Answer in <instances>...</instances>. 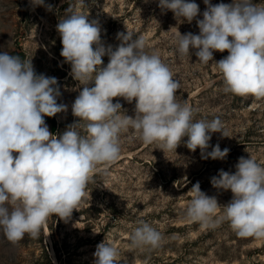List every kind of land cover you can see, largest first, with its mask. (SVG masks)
I'll return each instance as SVG.
<instances>
[{"label": "clouds", "instance_id": "9594fccd", "mask_svg": "<svg viewBox=\"0 0 264 264\" xmlns=\"http://www.w3.org/2000/svg\"><path fill=\"white\" fill-rule=\"evenodd\" d=\"M31 2L44 5V0ZM203 2L206 8L197 19L201 15L197 3L159 0L161 10L173 12L176 19L196 20L199 34L179 33L174 38L177 52L190 55L194 50L198 62L208 64L214 52L227 51L226 57L213 61L226 85L224 91L264 97V6L252 0ZM56 30L60 55L71 65L73 79L83 85L72 104V114L79 119L59 137L44 119L67 111V105L57 103L61 95L57 78L37 74L32 59L0 52V230L12 243L25 234L38 239L50 216L69 219L97 165L118 158L120 134L129 128L143 143H158L164 152L176 151L184 137L185 146L192 152L199 148L203 159L224 160L230 151L221 150L219 144L207 151L212 133L225 136L222 121L216 117L193 122V109L176 98L180 82L159 55L145 51L142 36L119 32V45L105 47L98 21L69 8ZM105 55L109 63L100 68ZM90 82L94 86L89 87ZM116 97L128 103L135 100L134 117L124 113L119 101L113 103ZM235 169L234 173L221 169L210 180L217 190L232 192L226 205L196 182L185 215L204 228L227 221L241 238H264V166L242 156ZM162 239L143 221L130 237L133 247L157 248ZM118 255L115 246L101 242L94 264H120Z\"/></svg>", "mask_w": 264, "mask_h": 264}, {"label": "rangeland", "instance_id": "374dc122", "mask_svg": "<svg viewBox=\"0 0 264 264\" xmlns=\"http://www.w3.org/2000/svg\"><path fill=\"white\" fill-rule=\"evenodd\" d=\"M189 2L199 5L201 15L197 19H202L206 8L203 0ZM221 2L232 0H211L214 5ZM252 2L264 6V0ZM158 3L159 0H44L40 6L31 0H0V52L32 59L37 74L57 78L61 93L57 103L67 105V111L54 116L55 131L50 129L49 117L44 119L49 131L59 137L79 119L72 114V104L83 88L73 79L71 65L60 55L62 43L56 26L66 10L98 21L105 47L112 45L115 49L119 45V32L142 36L145 51L159 55L180 82L176 98L193 109V122L216 117L222 121L226 137L212 133L207 151L219 144L221 150L228 148L229 154L224 160L203 159L199 148L192 152L185 146L187 137L182 138L176 151L164 152L158 143H143L129 128L120 134L118 158L97 165L84 197L69 219L50 216L38 239L25 234L16 243L8 241L0 230V264H94V252L101 242L118 249L120 264H264V238H241L227 221L215 228H204L185 215L192 198L190 189L196 182L223 206L233 194L211 185V178L218 176L219 170L234 173L242 156L264 166V97L224 91L226 85L213 61L226 57L227 51L214 52L208 64L198 62L194 50L190 55H180L174 38L179 33L199 34L196 20L188 23L176 19L173 12L162 11ZM102 61L100 68L107 66L109 57L103 56ZM117 101L126 115L135 116V100L128 103L122 97L113 98V103ZM77 130L84 134L82 129ZM222 212V208L218 209V213ZM142 221L161 233L159 247L131 245V234Z\"/></svg>", "mask_w": 264, "mask_h": 264}, {"label": "trees", "instance_id": "16d2710c", "mask_svg": "<svg viewBox=\"0 0 264 264\" xmlns=\"http://www.w3.org/2000/svg\"><path fill=\"white\" fill-rule=\"evenodd\" d=\"M49 121H50V129L52 131H55L57 129V126H56V120L54 117H49ZM49 227L51 226L50 224L48 225ZM42 230V228H41ZM57 252V250L55 249V253ZM61 264V263H59Z\"/></svg>", "mask_w": 264, "mask_h": 264}]
</instances>
